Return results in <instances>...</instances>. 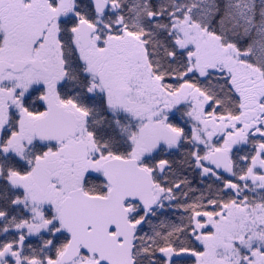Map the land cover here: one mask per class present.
<instances>
[{
  "label": "snow or ice",
  "instance_id": "6c2138e0",
  "mask_svg": "<svg viewBox=\"0 0 264 264\" xmlns=\"http://www.w3.org/2000/svg\"><path fill=\"white\" fill-rule=\"evenodd\" d=\"M0 264H264V0H0Z\"/></svg>",
  "mask_w": 264,
  "mask_h": 264
}]
</instances>
